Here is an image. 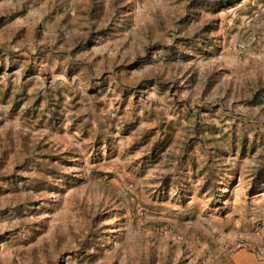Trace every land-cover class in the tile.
<instances>
[{
	"label": "rangeland",
	"instance_id": "1",
	"mask_svg": "<svg viewBox=\"0 0 264 264\" xmlns=\"http://www.w3.org/2000/svg\"><path fill=\"white\" fill-rule=\"evenodd\" d=\"M264 264V0H0V264Z\"/></svg>",
	"mask_w": 264,
	"mask_h": 264
},
{
	"label": "crops",
	"instance_id": "2",
	"mask_svg": "<svg viewBox=\"0 0 264 264\" xmlns=\"http://www.w3.org/2000/svg\"><path fill=\"white\" fill-rule=\"evenodd\" d=\"M237 259H242L243 261L246 260L247 262H249L250 264H258L254 262V259L250 256V254H246V253H239L237 255Z\"/></svg>",
	"mask_w": 264,
	"mask_h": 264
}]
</instances>
